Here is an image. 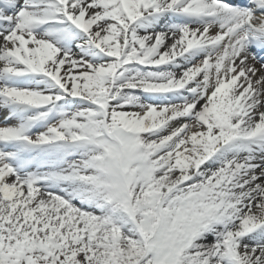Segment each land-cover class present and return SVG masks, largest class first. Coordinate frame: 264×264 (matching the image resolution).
Listing matches in <instances>:
<instances>
[{
	"label": "snow or ice",
	"instance_id": "1",
	"mask_svg": "<svg viewBox=\"0 0 264 264\" xmlns=\"http://www.w3.org/2000/svg\"><path fill=\"white\" fill-rule=\"evenodd\" d=\"M0 264H264V0H0Z\"/></svg>",
	"mask_w": 264,
	"mask_h": 264
},
{
	"label": "bare ground",
	"instance_id": "2",
	"mask_svg": "<svg viewBox=\"0 0 264 264\" xmlns=\"http://www.w3.org/2000/svg\"><path fill=\"white\" fill-rule=\"evenodd\" d=\"M11 123V122H10Z\"/></svg>",
	"mask_w": 264,
	"mask_h": 264
}]
</instances>
